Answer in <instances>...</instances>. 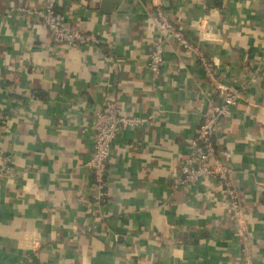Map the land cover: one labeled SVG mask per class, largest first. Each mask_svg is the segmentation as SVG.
<instances>
[{
	"label": "crops",
	"instance_id": "0c3cea01",
	"mask_svg": "<svg viewBox=\"0 0 264 264\" xmlns=\"http://www.w3.org/2000/svg\"><path fill=\"white\" fill-rule=\"evenodd\" d=\"M55 0L64 26L94 41L52 40L36 17L0 0V264H264V0ZM241 96L213 133L226 185L176 182L207 96L194 58L163 42L157 77L146 68L155 6ZM111 96L122 114L151 115L113 139L105 197L85 166L93 113ZM229 186V185H228ZM90 227L86 230V227ZM250 253L244 259L241 247Z\"/></svg>",
	"mask_w": 264,
	"mask_h": 264
},
{
	"label": "built area",
	"instance_id": "2783aa9c",
	"mask_svg": "<svg viewBox=\"0 0 264 264\" xmlns=\"http://www.w3.org/2000/svg\"><path fill=\"white\" fill-rule=\"evenodd\" d=\"M54 5L55 0H43L41 5L16 6L15 9L39 19L46 27L50 38L55 42L65 45H76L94 41V37L91 34L64 26ZM154 13L157 18V32L153 36L146 60V68L150 75L155 78L159 74L165 60L163 42L166 39H172L185 53L194 58L204 77L212 83L218 94L217 101L209 96L204 100L196 132L190 140L188 152L179 167L176 182L190 184L204 176L215 177L227 187L224 190L229 197L230 208L238 211L237 194L230 185L235 169L232 165L217 159L216 142L214 141L213 133L219 119L222 116L229 115L230 107L242 95L241 91L238 88L229 87L226 83L216 78L214 66L210 59L184 35L181 28L170 20L168 13L162 9L160 4L155 6ZM262 43L264 45V33L262 35ZM2 89L3 84L0 79V92ZM150 116L122 114L111 96H103L101 106L92 116L91 149L88 158L84 162L92 176L95 199L101 200L106 194L103 189L104 178L113 139L122 129L139 126ZM4 118L5 113L0 106V123ZM9 170L10 166L6 158L0 155V173L6 174ZM89 228V226L86 227V230ZM34 253L35 251H32V253L24 257L23 261L15 264L30 262ZM241 253L244 259H249L250 253L246 245L241 247Z\"/></svg>",
	"mask_w": 264,
	"mask_h": 264
},
{
	"label": "water",
	"instance_id": "95a60500",
	"mask_svg": "<svg viewBox=\"0 0 264 264\" xmlns=\"http://www.w3.org/2000/svg\"><path fill=\"white\" fill-rule=\"evenodd\" d=\"M104 3H106V7H102V10L106 13H108L112 7V1L111 0H104Z\"/></svg>",
	"mask_w": 264,
	"mask_h": 264
}]
</instances>
